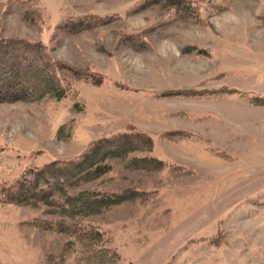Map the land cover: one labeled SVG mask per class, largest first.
Listing matches in <instances>:
<instances>
[{
  "label": "rangeland",
  "instance_id": "obj_1",
  "mask_svg": "<svg viewBox=\"0 0 264 264\" xmlns=\"http://www.w3.org/2000/svg\"><path fill=\"white\" fill-rule=\"evenodd\" d=\"M147 1L0 0L1 37L42 43L106 83L72 86L62 101L0 104V184L136 128L166 167L113 162L81 189L145 196L78 223L102 231L121 264H264V105L255 101L264 97V0H187V11ZM91 16L112 22L59 31ZM174 90L205 94L164 95ZM48 211L0 205V264H74V237L30 224L59 218Z\"/></svg>",
  "mask_w": 264,
  "mask_h": 264
},
{
  "label": "trees",
  "instance_id": "obj_2",
  "mask_svg": "<svg viewBox=\"0 0 264 264\" xmlns=\"http://www.w3.org/2000/svg\"><path fill=\"white\" fill-rule=\"evenodd\" d=\"M168 8L183 7L191 10L187 0H158ZM157 5L148 0L143 8ZM112 22V18L91 16L82 21L65 22L58 28L68 34L93 29ZM88 84L105 87L101 74L80 70L61 63L52 57L42 43L0 36V104L36 102L44 99L62 101L71 95L75 85ZM73 86V87H72ZM121 91L132 92L123 84L115 85ZM212 92V91H210ZM216 92H227L226 89ZM205 93L191 90L166 91L165 96H199ZM264 105V97H257ZM78 103L74 109L81 110ZM187 138L188 134L175 131L170 134ZM190 137V136H189ZM153 137L145 131L130 128L128 131L96 140L77 158L55 160L44 167L30 169L12 183L0 184V205H18L29 208L46 207L57 220H34L31 225L47 231L68 234L81 246L74 264H121L119 255L103 244V232L82 226L78 221L104 214L123 203H133L143 198L139 189L123 192H99L81 189L113 171L112 163L118 161L127 169L153 172L163 170L166 162L154 157ZM76 243H68L66 258L73 253ZM63 257V260H66ZM131 264V263H129Z\"/></svg>",
  "mask_w": 264,
  "mask_h": 264
}]
</instances>
